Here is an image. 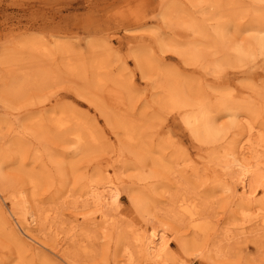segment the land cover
Here are the masks:
<instances>
[{"label": "bare ground", "instance_id": "bare-ground-1", "mask_svg": "<svg viewBox=\"0 0 264 264\" xmlns=\"http://www.w3.org/2000/svg\"><path fill=\"white\" fill-rule=\"evenodd\" d=\"M187 1L193 7L211 8L214 13L211 17L208 16L207 20L197 21L184 12L186 9L180 12L167 0L160 1L162 21L177 36L188 41L189 45L184 51L173 49L177 55L184 58L187 66L194 67L195 64H200L205 69L209 66L212 77L220 84L224 79V75L221 74L222 66L242 69L259 57L261 60L264 59V0H248L252 4L249 9L236 7L237 3L247 4V0ZM248 11H252L253 14L246 24L241 20ZM209 20H213V23L207 25ZM230 24H233L235 33L250 34L242 42H237L229 37ZM18 43L19 50L7 54L25 55V60L30 65L25 70L3 77L1 80L2 87L5 88L3 91L17 98L28 89H39L57 82L58 78H62L60 76L62 74L72 79L70 82L73 84L75 81H82L81 84L76 83L77 86L74 87L75 91L81 92L79 97L86 98L85 100L96 109L103 106L105 109L116 110L115 130L123 131L124 138L134 145L135 153L131 160L119 151H111L106 156L96 157L94 161L87 160L82 169L83 173L79 172L81 168L77 164L83 158L74 160L76 163L69 162V168L64 173L60 163L56 164V173L64 180L71 174L66 182L75 183L78 191L77 193L70 191L66 197L77 200V209L83 211L88 207L92 208V211L80 213L83 223L72 225L63 233L57 230L54 223L51 225L58 214L53 210H46L43 221L50 224L49 230L54 231L52 245H47L34 233L40 231V214L32 208L31 202L37 195L43 176L22 169L27 183L32 188L30 194L22 187L7 184L1 165L10 154L0 153V201L6 198L10 202L8 211L0 203L4 219L2 224L11 231L14 241L20 247V253H33L44 257L45 260L49 258L52 264H79L74 260L76 254L94 259L100 252L103 256L111 254L113 257L116 256L115 260L108 264H193L194 259L213 261L215 256L231 251L234 256L240 254V249L226 243L230 239L232 229L240 230L241 235L249 234L247 226L243 224L240 226L232 219L237 215L245 219V223L247 220L250 222L255 236L264 235V130L251 128L245 138H236L237 134L233 130L239 112L247 111L256 115L261 110L264 114V96L260 97L259 107L258 103H250V99L258 102L259 91L255 90L254 86L244 89L236 87V93L224 90L213 96V99L208 95L210 98L208 99L204 97L205 93L201 95L195 88L194 74L189 76L188 80L185 78L182 80L179 75L159 69L160 66H157V72L163 79L160 84L161 92L158 94L160 104L169 112L175 113L190 138L198 143L199 151H205L204 154H199V163H194L190 161L189 156L182 160L178 156L174 158L172 155L167 156V153L161 156L146 145L143 146L146 143V136L139 135L138 131L143 126L141 121L145 117L133 118L139 106L137 105L139 98L133 93L132 80L113 74L107 57L98 56L96 53L99 50H109L107 45L97 42L86 44L82 51L89 56L84 57L79 45L63 36L47 40L39 34H31L22 37ZM107 43L112 46L114 41L110 39ZM155 43L159 45L161 40H155ZM162 46L165 44L162 43ZM128 56L134 61L144 80L148 79L147 72L151 68L149 64L163 62L161 57H148L146 48L137 52L131 50ZM40 59L47 61V66L38 63ZM13 61L12 57L5 59L6 64H12ZM20 61L21 59L17 58L15 64H19ZM247 74H251L249 70ZM4 80H8L9 83ZM225 83L229 85L226 78ZM188 92L193 95H188ZM82 94H89L90 98ZM219 113L230 117V123L218 125ZM47 120L52 124L49 129L41 126L39 124L41 120L36 119L39 131H51L50 133L61 143L71 144L75 157L80 154L104 155L105 147L98 144L100 137L95 128L89 127L88 120L78 121L66 112L53 110L47 116ZM20 145L23 144L14 141L13 149L19 152ZM157 147L160 151L165 150L160 144ZM148 160L150 163H147ZM189 161V164L183 165V162ZM148 167L150 174L145 176L142 171ZM130 169L136 173V181L125 186L118 176ZM186 170L191 172L190 176L199 172L207 174V178L201 182V186L207 190L210 183H219L217 180L222 179V190L227 194L224 199L229 200L225 204V209L218 206L213 208L212 204L209 205L200 196L199 191L184 189L181 184L172 185L166 182L165 175H174L177 179H182V172L187 173ZM156 171H161L163 178L158 179ZM132 185L136 188L133 189ZM180 187L184 190L179 189ZM257 188L258 191L261 190L260 195ZM123 194L127 195L132 207L131 214H135L129 221L120 217ZM67 203L70 208L76 206V201ZM161 205L164 208H159ZM228 207L234 209L228 212L226 210ZM224 211L230 213L232 217L228 219L231 226L230 229L227 228L226 236L217 232L220 225L226 224L222 216L223 213L226 214ZM75 221L77 222L76 218ZM81 229L91 235H86L84 231H80ZM187 236L189 239L184 241L183 237ZM173 242L181 251L179 256L172 250ZM98 245L100 246L97 250ZM70 246L74 253L66 254ZM188 251L191 254L190 258H187ZM16 264L30 263L20 255Z\"/></svg>", "mask_w": 264, "mask_h": 264}, {"label": "rangeland", "instance_id": "rangeland-1", "mask_svg": "<svg viewBox=\"0 0 264 264\" xmlns=\"http://www.w3.org/2000/svg\"><path fill=\"white\" fill-rule=\"evenodd\" d=\"M160 1L0 0V153L7 152L10 154L2 161L1 169L3 176L7 180V184L22 187L29 194L32 188L27 183L22 169L25 168V170L40 173L43 176L37 195L32 199L31 205L40 214V231H34V233L47 245L54 243V231L49 230L50 224L43 221L46 210L50 209L58 214L59 219L58 217L54 219L51 225L54 223L57 230L63 233L67 232L70 226L83 223L80 213L86 214L92 211V208L88 207L83 209V211L77 209V200L66 197L69 193H77L78 191L76 190L75 183L66 182L71 174L67 177L68 179L64 180L56 173V164L60 163V166L64 168V173L69 168V162L83 158L77 163L78 167L81 168L79 172L83 173L82 169L87 160L94 161L96 157L106 156L111 151L122 152L131 160L135 153L134 145L124 138L123 131L121 129L115 130L117 125L116 110L105 109L103 106L101 109H96L94 105L85 100L86 98L79 97L81 92L75 91L74 87L77 86L76 83L81 84L82 81H75L73 84L70 82L72 79L62 74L60 75L62 78H58L57 82L44 85L39 89H28L17 98L3 91L5 89L2 87L3 82L1 80L3 77L25 70L30 65V63L26 62L25 55H10L19 50L17 48L19 46L18 42L22 37L39 34L44 39L52 40L55 36H63L65 39L75 43V45H79L84 57L89 56L82 51L86 44L97 42L101 45H107L109 50H99L96 53L98 56L107 57L110 61L111 72L113 74H118L123 79L132 80L134 84L133 93L138 95L137 97L139 98L137 103L139 106L133 118L139 119L142 116L145 117L141 121L143 126L138 131L139 135L146 136V143L143 146L146 145L161 156L167 153V156L172 155L173 158L178 156L181 160L189 156L190 161L199 163V154H204L205 151H199L198 143L190 138L189 133L176 118L175 113L169 112V110L160 104L158 94L161 92L160 84L163 79L157 72L158 65L160 66L159 69L166 70L174 75L177 74L180 76V79L185 78V80H188V77L194 74L196 80V84L194 83L195 88L199 90L201 95L205 93L204 97H208L209 95L211 99L224 90H231L233 93H236V87L244 89L245 87L254 86L255 90L259 91L258 102H256L257 100L250 99V103H258V107L260 106V97L264 96V86L262 87V84L264 85V59L261 60L262 58L259 57L242 69L222 66L221 74L224 75V79L220 84H217L218 82H216L210 73L209 66L206 69L201 67L200 64H195L194 67L187 66L183 61L184 58L174 52L173 49L175 48L179 51H184L189 44L187 40L177 36L162 21ZM167 1L180 12H182V9H186L184 12L190 14L197 21L201 19L207 20L214 14L211 8L205 6L193 7L187 0ZM250 6L252 4L248 0L245 5H240L239 3L236 5V7L242 9H249ZM216 13L218 14V11ZM252 14V11L245 12V17L241 21L247 24ZM212 23L213 20H209L206 24L210 25ZM234 29L233 24H230L229 37L235 39L237 42H242L250 34L239 35L234 32ZM110 39L114 41L112 46H109L107 43ZM155 40H161V43L157 45ZM162 43L165 44L164 47ZM142 48L148 50V57H161L163 61L160 64L149 61L152 64H149L151 68L147 72L148 79L146 80L141 78L134 61L128 56L129 51L134 50L137 52ZM7 57L14 59L11 62L12 64H6L5 59ZM16 57L21 59L19 64H15ZM58 61L55 60V62ZM204 62L203 60L202 63ZM38 63L47 66V61L44 59H40ZM248 70L251 74H247ZM225 78L228 80L229 85L225 83ZM4 81L9 83L8 80ZM82 95L90 98L89 94ZM188 95H193V93L188 92ZM208 99L210 98L208 97ZM236 99L239 100L241 98ZM52 110L54 112H66L78 121L88 120L89 127L95 128L100 137L98 144H102L105 147L103 151L104 155L80 154L75 157L73 155L74 148H72L71 144L61 143L54 134L50 133L51 131H39V126L35 122L36 119L41 120L39 121L41 126L49 129L52 124L47 120V116ZM230 121L231 118L224 113L217 115L218 125H226ZM234 126L233 130L237 134L236 138H245L251 128L264 130V114L261 110L256 115L247 111H241L237 116ZM115 131L118 133H114ZM48 132L49 134H47ZM14 141L23 144L20 145L21 150L19 152L13 149ZM158 144L163 146L165 150L160 151L157 147ZM141 153H143V150ZM190 161L183 162V165L189 164ZM147 163H150V161L148 160ZM149 168L143 169L142 174L145 176L149 175ZM186 172H182V179H177L174 175H165L166 182L172 185L181 184L184 189L199 191L200 196L209 205L212 204L213 208L218 206V208L222 207L225 209V204L229 200L224 199L227 194L222 190V179L217 180L219 183H210L208 186L209 190H207L204 186H201V182L207 178V174L199 172L197 175L190 176L191 172L187 170ZM135 174L133 169H130L125 173L119 174L118 177L120 181H123V185L128 186L132 181H136ZM156 175H158V179L163 178L161 171H156ZM131 187L133 189L136 188L133 185ZM182 187L179 189L184 190ZM202 189H204L203 192ZM157 192L160 191L157 190ZM258 192L260 195L261 190ZM67 201H76V206L70 208ZM0 203L6 211L10 209L8 199L5 198ZM120 206L121 219L129 221L135 214H131L130 212L132 211V207L128 202L127 195L123 194ZM159 208H164V206L161 205ZM233 209L234 207H228L226 210L229 212V210L232 211ZM1 212L0 207V264H16L20 259V255L30 264H52L48 260L49 258L46 259L48 262H45V258L39 255L20 253V247L14 241L11 231L6 225L2 224L4 219ZM155 213L161 214L159 212ZM222 216L226 224L220 225L217 228V232L220 235L226 236V231L231 226L228 221L231 215L230 213H223ZM232 219L240 226L241 224L247 226L246 228H248L249 232V234L241 235L240 230H230V239L226 243L233 244L234 248L240 249V254L234 256L233 251H231L215 256L213 261L194 259L192 261L193 264H264V235L255 236L256 233H253L248 220L245 223V219L240 218L238 215ZM61 222H65V224ZM135 223L137 224V221ZM89 230L92 232L90 228ZM80 231L83 232L84 229ZM84 233L88 236L91 235L87 234L86 230ZM188 239L189 236L183 237L184 241ZM100 245L96 246L97 250ZM171 245L172 250L179 256L181 251L176 247L177 244L173 242ZM68 252L74 253L71 246L66 251V254ZM189 253L188 251L186 254ZM190 257L191 254L187 258ZM75 258L74 260L79 264H108L115 260L116 256L113 257V254L103 256L100 252L94 259L82 257L79 254H76Z\"/></svg>", "mask_w": 264, "mask_h": 264}]
</instances>
